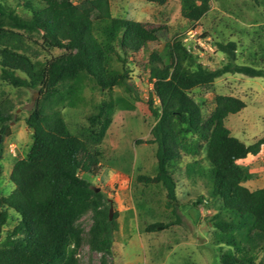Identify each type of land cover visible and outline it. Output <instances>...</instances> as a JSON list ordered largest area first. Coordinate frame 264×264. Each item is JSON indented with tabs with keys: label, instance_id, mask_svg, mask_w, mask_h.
Masks as SVG:
<instances>
[{
	"label": "trees",
	"instance_id": "1",
	"mask_svg": "<svg viewBox=\"0 0 264 264\" xmlns=\"http://www.w3.org/2000/svg\"><path fill=\"white\" fill-rule=\"evenodd\" d=\"M151 1L163 6L169 0ZM181 2L182 16L190 23L211 10V0ZM15 3L0 0V82L36 90L41 99L25 119L33 129L28 157L14 165L10 176L14 190L0 197V264H79L76 251L83 242L101 254V264H110L118 213L110 219L111 202L91 180L101 171V144L115 113L105 101L91 103L85 93L119 85L134 92L131 60L140 53L147 56L145 68L153 83L147 99L154 121L148 143L156 145L157 168L154 176L139 174L136 182L146 188L162 187L174 217L147 225L146 232L183 224L179 209L188 206L179 202L176 175L185 156L195 158L205 148L206 173L197 161L188 169L207 178L212 199L232 215L214 223L220 264H264V188L248 189L245 183L251 174L239 164L257 157L264 139L246 145L227 127L229 117L247 107L243 100L215 96L207 106L192 95L198 90L213 92L215 82L225 75L264 77V43L256 42L249 64H239L238 44L216 41L213 46L225 62L211 68L181 37L160 52L150 51L162 29L113 16L110 0ZM19 7L26 14H20ZM53 50L63 53L48 56ZM89 106L83 124L66 119L65 109ZM13 111L12 103L0 100L2 140L10 136L16 121ZM126 168L131 172V165ZM88 214L92 224L85 232L80 221ZM13 217L17 223L4 235Z\"/></svg>",
	"mask_w": 264,
	"mask_h": 264
},
{
	"label": "rangeland",
	"instance_id": "2",
	"mask_svg": "<svg viewBox=\"0 0 264 264\" xmlns=\"http://www.w3.org/2000/svg\"><path fill=\"white\" fill-rule=\"evenodd\" d=\"M15 5L16 0H8ZM75 4L79 0H72ZM111 11L117 18L141 22L150 28H161L158 40L150 44V51L160 52L176 37L198 55L199 60L211 68L220 67L225 56L214 48L216 41H235L238 44L237 62L249 64V54L257 49L256 42L264 43V0H211V10L199 22L186 21L181 13V0H169L160 6L151 0H110ZM26 14L23 8H17ZM36 47L35 44H33ZM61 50H53L48 56H59ZM46 55V54H45ZM44 54L42 56H45ZM147 56L137 54L131 60L133 73L130 92L124 85L100 92L87 89L85 97L91 103L105 101L115 113L112 125L103 140L104 160L99 175L92 179L93 188L103 192L112 201L113 213H118V229L115 231L110 264H220L219 251L214 246V223L229 220L231 214L222 210V203L212 199L208 180L188 169L193 161L206 171L209 164L205 148L195 158L184 157L178 181L177 196L183 224L157 232H146L152 223H166L174 219L167 207L166 193L162 187L146 188L136 182L139 174H156V145L149 144L154 123L147 104L153 83L145 68ZM194 98L211 106L215 96H233L243 100L247 107L229 117L227 127L232 135L246 145L264 139V77L250 78L243 75H225L215 82L213 92L195 91ZM41 95L32 89H15L0 82V100L14 106L15 122L10 136L0 142V197L14 190L10 176L14 165L27 159L32 145V131L25 124L26 117L35 107ZM91 107L72 111L65 109L66 119L73 123L85 122ZM144 141L137 144V141ZM110 161L113 165H109ZM251 178L245 186L251 191L264 188V146L257 157L239 162ZM131 165V172L127 166ZM200 200L196 207L192 203ZM17 223L13 217L4 235ZM92 224L91 214L80 221L87 232ZM79 264H101V254L93 253L83 242L77 249ZM262 256V254L260 255Z\"/></svg>",
	"mask_w": 264,
	"mask_h": 264
},
{
	"label": "water",
	"instance_id": "3",
	"mask_svg": "<svg viewBox=\"0 0 264 264\" xmlns=\"http://www.w3.org/2000/svg\"><path fill=\"white\" fill-rule=\"evenodd\" d=\"M31 131L33 132V129H31ZM0 142H1V135H0ZM111 204H112V201H110ZM113 206L111 205V208H110V213H109V216H110V219H113Z\"/></svg>",
	"mask_w": 264,
	"mask_h": 264
}]
</instances>
